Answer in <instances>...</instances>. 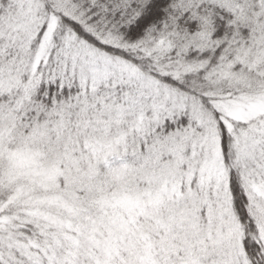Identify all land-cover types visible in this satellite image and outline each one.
<instances>
[{
  "label": "snow or ice",
  "instance_id": "snow-or-ice-1",
  "mask_svg": "<svg viewBox=\"0 0 264 264\" xmlns=\"http://www.w3.org/2000/svg\"><path fill=\"white\" fill-rule=\"evenodd\" d=\"M0 264H264V0H0Z\"/></svg>",
  "mask_w": 264,
  "mask_h": 264
}]
</instances>
